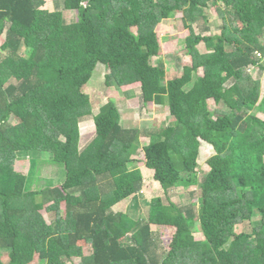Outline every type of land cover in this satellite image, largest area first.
Segmentation results:
<instances>
[{"label": "trees", "instance_id": "trees-1", "mask_svg": "<svg viewBox=\"0 0 264 264\" xmlns=\"http://www.w3.org/2000/svg\"><path fill=\"white\" fill-rule=\"evenodd\" d=\"M210 5L222 23L206 35ZM177 13L191 66L165 79L155 29ZM0 36V264H264V0H55L52 10L0 0ZM98 64L105 86L139 83L142 104L166 105L169 127H125L112 100L94 112L83 87ZM89 116L94 135L81 148ZM201 141L217 160L199 179ZM139 149L164 194L198 186L199 196L180 205L154 195L140 216ZM26 156L31 169L15 171ZM48 201L50 223L40 213ZM245 221L250 230L235 232ZM160 227L173 229L166 242Z\"/></svg>", "mask_w": 264, "mask_h": 264}, {"label": "rangeland", "instance_id": "rangeland-1", "mask_svg": "<svg viewBox=\"0 0 264 264\" xmlns=\"http://www.w3.org/2000/svg\"><path fill=\"white\" fill-rule=\"evenodd\" d=\"M55 0H42L43 8L52 10L53 2ZM222 10H224L222 8ZM221 13V11H220ZM220 13L215 6L210 5L206 9L207 25L209 30L204 34H218L220 33L219 25L222 23ZM223 13V12H222ZM64 17L67 22L74 21L77 17L76 11H65ZM194 33L199 36V29L197 24H194ZM132 32L136 33V28L132 27ZM159 43L160 50L157 57H153V61L156 63L157 59H161L164 62L166 74L165 79H169L175 75H180L183 71V67L191 66V57L186 54L184 45L181 43V40L186 38L190 34V29L188 28L187 23L184 21L181 14L177 13L174 16L163 20L159 23L155 29ZM3 41V37L0 36V44ZM197 49L200 52L207 51L203 42L197 44ZM28 56H31L29 54ZM108 73L107 69L98 64L93 72V75L90 81L83 87V91L90 96L93 111L96 112L99 109V105L107 102L108 100L114 101L116 104L121 117V123L125 127H144V128H159V127H169L171 124V117L166 105H155L152 102L142 104L140 99V90L139 83H132L123 85L121 87L111 85L109 87L104 84L105 74ZM198 74H202L201 69L198 71ZM249 74L253 77L258 76V71L254 68L249 70ZM261 81V90H264V73L260 74ZM209 108L211 112L217 111L220 106L215 105L211 100L209 101ZM259 117H263L262 113H257ZM215 118V117H213ZM80 146L83 148L94 135V126L92 118L89 116L80 122ZM142 142L145 143L147 138H141ZM200 154L197 159L198 166L196 167V175L200 179L211 167V165L217 160L216 155L212 146L201 141L200 144ZM44 157L40 156L39 158ZM137 159L135 166L139 167L144 174V188L142 193H139L140 197V216L145 217L147 215V201L150 197L154 195L160 196H169L170 200L176 204L186 205L191 203L193 198L199 196V187H177L170 188L167 190V193L164 194L163 190L160 188L157 181L152 178V170L145 167L143 163V153L141 149L138 150L135 155ZM15 171L26 174L30 168V157H21L17 158L13 166ZM43 176L51 179L53 183H56L60 180L58 173H55V170L50 166H46L43 169ZM42 180H44L42 178ZM142 198V199H141ZM142 200V202H141ZM196 202V201H195ZM51 204V201H48L44 204V207L40 209V213L43 215L46 223H50L54 220L53 210H47L46 207ZM131 204L128 200L119 204L120 208L124 210L128 209L127 207ZM169 206L168 204H166ZM60 211H64V202H61L59 205ZM198 221L193 228L195 239H202V234L198 229ZM251 225L248 222H242L235 226V232L239 233L241 231L250 230ZM152 229H158L156 226L152 225ZM159 232L163 241H167L171 236L173 229L167 227H160ZM125 240V239H124ZM83 247L84 255H87L91 252L89 245L85 244L83 241L80 242ZM5 255H3V258ZM79 258H72L68 264H79ZM30 264H35L33 261Z\"/></svg>", "mask_w": 264, "mask_h": 264}]
</instances>
